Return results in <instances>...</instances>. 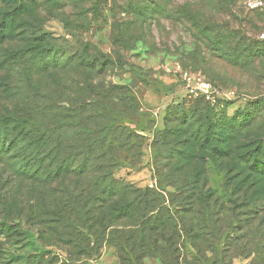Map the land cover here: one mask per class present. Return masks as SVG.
<instances>
[{"label":"rangeland","instance_id":"rangeland-1","mask_svg":"<svg viewBox=\"0 0 264 264\" xmlns=\"http://www.w3.org/2000/svg\"><path fill=\"white\" fill-rule=\"evenodd\" d=\"M0 27L23 54L0 61V116L36 121L8 124L0 264H264V151L258 171L242 154L264 147V0H0ZM110 192L128 216L94 225Z\"/></svg>","mask_w":264,"mask_h":264},{"label":"trees","instance_id":"trees-1","mask_svg":"<svg viewBox=\"0 0 264 264\" xmlns=\"http://www.w3.org/2000/svg\"><path fill=\"white\" fill-rule=\"evenodd\" d=\"M10 23H12L11 20H9V24ZM10 28H11V26H10ZM3 34H4L3 31H0V61L9 62V61L15 60V57L11 58L12 56L23 55L21 50L6 49L5 47H3V44H4L3 43L4 41L2 40V37H4ZM44 66H46V67H45V69H43L44 67H41V69H40L41 72L47 70L50 67L59 68L56 64H51V66H50V64H47ZM121 89H123V88H121ZM26 120L22 119L19 116H16L15 114L8 115L7 117L0 116V130H1L0 131V165L5 164L9 161L11 162L14 159L12 152L15 148H17V144H18L16 142V139H13L12 135L9 133L10 131L8 130V124H11L12 126H14L15 124H19V125H23V124L25 125L26 124V126H29V124L34 125L36 123V121L33 118L26 119ZM244 123H245V119L238 124H235L233 122H227V123L221 124V128L225 131L226 134H228L230 136L228 138L229 142L226 143V145L221 146V147L218 146L219 147L218 149H215L214 151L212 150L214 153H216L217 156L225 157V155L228 154L230 149H231L230 153L232 152V150L234 148H230L231 146H233V144H231V142L233 141L234 138H240L242 132H245L246 128H245V126H243ZM4 125H6V126H4ZM57 125H59V124L57 123L55 125L54 124L51 125V124L45 123L46 129H50L53 126H57ZM74 128L77 130L76 127H74ZM62 129H63L64 137L67 136L70 138V137L74 136L75 137L74 140H78V138L82 139V137L80 136V131L75 130L73 133H70L68 131L67 126L62 127ZM6 133H8V134H6ZM3 134H5L6 136L2 140ZM11 139H13V141H11ZM240 147L243 148V144L242 145L240 144ZM244 147L247 148L246 145ZM252 147H254V146H252ZM237 148H235V149L237 150ZM248 150H246V151H244V153H242L245 155L244 160L247 162V165L250 167L251 170H253V171L257 170L258 171L260 168V162L257 160V154L261 151H264V147L262 145H258V146H255L253 148V151L248 152ZM246 152H248V153H246ZM57 164H59V163H57ZM52 168H53V166H52ZM51 173H52V171H51ZM65 176L69 180L57 183L58 189L60 191H63V196H64V200H62L63 201V208H62L60 215H61L62 219L66 220L69 224H74V223L79 222V220L76 221L79 214L85 215V213H86V211H83L80 213V209H83V207L80 204V201H79L80 197H78V196H79V194L82 195L83 191H86L87 189H86V187H85V189H83V187L81 189H79V184L76 181H74V179H71L68 176V173ZM57 178H61V177L57 176ZM104 192H106V191H104ZM109 195H110V198L109 197L106 198V199H109V200H107L108 201L107 203L108 204L112 203V206L116 210L117 214L116 213L113 214L110 212L107 215L104 212V210L100 214V211H101L104 203H106V201L103 199L102 201H100L99 205L97 206L98 207L97 211L99 212L98 216L91 217L90 219H91V221H93L91 223L102 224L103 227L104 226L108 227V226H112L113 224H115L116 221L122 220V219L126 218V216H128V215L121 212V211H123L125 213L127 212L125 203H123L119 206V203L115 202L117 200L115 197H118L117 194L112 196V192H110ZM81 219H83V217H81ZM96 224H94V225H96Z\"/></svg>","mask_w":264,"mask_h":264},{"label":"built area","instance_id":"built-area-1","mask_svg":"<svg viewBox=\"0 0 264 264\" xmlns=\"http://www.w3.org/2000/svg\"><path fill=\"white\" fill-rule=\"evenodd\" d=\"M183 81L190 95L194 97L200 96L210 102L214 101L212 97V87L210 84L205 82L195 81L194 79H192L187 75L183 77Z\"/></svg>","mask_w":264,"mask_h":264}]
</instances>
